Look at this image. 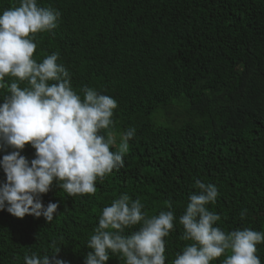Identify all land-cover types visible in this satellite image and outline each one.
<instances>
[{"label": "trees", "instance_id": "trees-1", "mask_svg": "<svg viewBox=\"0 0 264 264\" xmlns=\"http://www.w3.org/2000/svg\"><path fill=\"white\" fill-rule=\"evenodd\" d=\"M58 10L51 31L38 33L33 59L57 53L71 87L116 101V151L129 128L123 166L95 183L94 195L69 197L55 181L42 203H58L51 222L16 218L0 209V264L52 255L84 264L102 209L121 194L139 199L148 217L171 210L174 228L164 237L165 264L186 244L179 217L195 181L213 184L218 196L206 208L229 232L264 233V0H36ZM19 0H0V14ZM13 78L5 77L8 83ZM26 85L21 84V87ZM7 95L0 89V103ZM163 118L159 119L157 113ZM12 149L0 150V158ZM35 150L25 144L21 155ZM5 179L0 167V183ZM245 217L240 219V212ZM140 224L125 229L138 230ZM264 264V243L256 245ZM222 255L210 264H222ZM106 264H124L109 252Z\"/></svg>", "mask_w": 264, "mask_h": 264}, {"label": "clouds", "instance_id": "clouds-1", "mask_svg": "<svg viewBox=\"0 0 264 264\" xmlns=\"http://www.w3.org/2000/svg\"><path fill=\"white\" fill-rule=\"evenodd\" d=\"M60 16L58 10L39 7L36 0H19L18 6L0 14V89L7 95L0 103V150L11 148L0 158L5 179L0 183V209L16 218L26 214L43 216L51 222L58 203H42L55 181L69 197L94 195L95 183L123 166L128 141L134 129L116 137L110 129L116 101L93 88L73 91L68 71L57 64L52 53L42 62L33 59L38 33L51 31ZM5 77L13 78L11 83ZM21 84L26 86L21 87ZM25 144L34 150L31 160L21 155ZM197 192L188 200L179 224L182 239L192 241L177 253L172 264H210L226 255L222 264H260L256 245L264 243V233L249 228L229 232L216 226L220 216L206 205L214 203L218 191L211 183L195 181ZM139 199L121 194L102 209L94 234L86 247L84 264H106L109 252L119 254L124 264H165L164 237L174 228L171 203L167 211L148 217ZM240 212V219L245 217ZM136 231L125 233L134 225ZM52 255L24 256V264H66L58 258L60 247L53 241Z\"/></svg>", "mask_w": 264, "mask_h": 264}, {"label": "rangeland", "instance_id": "rangeland-1", "mask_svg": "<svg viewBox=\"0 0 264 264\" xmlns=\"http://www.w3.org/2000/svg\"><path fill=\"white\" fill-rule=\"evenodd\" d=\"M157 115L159 116V119H160L161 121H163V118H162V116L160 115L159 112L157 113Z\"/></svg>", "mask_w": 264, "mask_h": 264}]
</instances>
